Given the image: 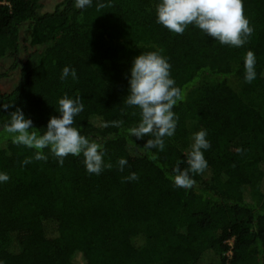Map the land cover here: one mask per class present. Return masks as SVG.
<instances>
[{
    "label": "trees",
    "instance_id": "16d2710c",
    "mask_svg": "<svg viewBox=\"0 0 264 264\" xmlns=\"http://www.w3.org/2000/svg\"><path fill=\"white\" fill-rule=\"evenodd\" d=\"M99 3L110 6L98 11ZM158 3L92 0L77 8L59 0L42 10L41 0H0V61L18 72L13 87L0 90V173L10 177L0 182V264H264V0H243L254 31L241 47L194 25L170 32L156 22ZM161 49L184 99L164 150H145L151 137L128 132L139 109L124 101L134 57ZM249 50L256 77L245 83ZM64 67L77 79L61 80ZM65 95L81 98L73 126L103 146L111 169L89 174L82 155L61 166L47 148L46 161L22 164L35 150L4 131L11 111L20 108L42 134ZM113 120L123 125L104 126ZM202 129L207 168L192 188L174 187L168 177L187 167ZM119 158L127 160L123 171ZM133 172L137 180L123 179Z\"/></svg>",
    "mask_w": 264,
    "mask_h": 264
},
{
    "label": "clouds",
    "instance_id": "9594fccd",
    "mask_svg": "<svg viewBox=\"0 0 264 264\" xmlns=\"http://www.w3.org/2000/svg\"><path fill=\"white\" fill-rule=\"evenodd\" d=\"M92 0H75L77 8L91 6ZM104 3L97 5V10L103 9ZM156 22L167 30L182 35L189 25L196 26L205 35L212 37L222 45L241 47L248 42L254 29L249 19L244 15L243 0H159L156 5ZM159 52L152 51L134 57L129 78V94L125 97V104L139 109V122L128 129L130 136L142 139L151 137L144 144L145 150H164L165 137L175 133L178 117L173 111L174 106L184 99L183 93L175 85L171 77V65ZM255 54L249 50L244 57V81L251 83L255 77ZM69 75L77 79L74 69L64 67L61 80ZM11 106V105H10ZM9 105L4 106L7 110ZM84 105L79 96L70 98L65 95L58 99L59 116H50L45 131L38 134L31 119L25 118L23 111L16 108L10 113L9 122L3 125L5 132L12 134V141L16 145H23L34 149L33 157L25 158L22 164H28L33 159L47 160L43 150L47 148L58 163L63 166L64 159L71 156H83V163L89 174L99 175L105 169H111V163H105L103 146L82 135L74 127L75 117L83 111ZM123 121L106 122L105 127H121ZM206 130H199L192 136L190 149L186 152L187 167L181 169L179 165L173 168V174L168 178L174 187L190 189L194 186L193 176L203 174L207 168L204 150L210 148ZM242 149H237L241 152ZM150 159H157L155 154ZM118 168L124 170L127 160L119 158ZM10 177L0 173V182H7ZM125 181L137 180L138 175L133 172L123 178Z\"/></svg>",
    "mask_w": 264,
    "mask_h": 264
},
{
    "label": "rangeland",
    "instance_id": "374dc122",
    "mask_svg": "<svg viewBox=\"0 0 264 264\" xmlns=\"http://www.w3.org/2000/svg\"><path fill=\"white\" fill-rule=\"evenodd\" d=\"M43 7L42 10H49L51 7L58 2L59 0H41ZM21 38L25 34V30L21 29ZM9 60L2 59L0 61V90H9L13 87L18 79V72L16 70H10L9 67Z\"/></svg>",
    "mask_w": 264,
    "mask_h": 264
},
{
    "label": "built area",
    "instance_id": "2783aa9c",
    "mask_svg": "<svg viewBox=\"0 0 264 264\" xmlns=\"http://www.w3.org/2000/svg\"><path fill=\"white\" fill-rule=\"evenodd\" d=\"M228 243L231 245V244H232V241H229ZM230 254H231V250H228V251L226 252V255H227V256H230Z\"/></svg>",
    "mask_w": 264,
    "mask_h": 264
}]
</instances>
